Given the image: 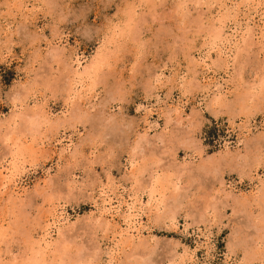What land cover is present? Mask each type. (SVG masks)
Segmentation results:
<instances>
[{
    "label": "rangeland",
    "instance_id": "rangeland-1",
    "mask_svg": "<svg viewBox=\"0 0 264 264\" xmlns=\"http://www.w3.org/2000/svg\"><path fill=\"white\" fill-rule=\"evenodd\" d=\"M181 1L0 0L1 170L23 149L17 193L0 189V264H30L55 207L61 215L44 235L51 245H42L53 264L64 250L66 264H176L181 256H192V264H264V86L241 100L257 92L259 81L264 85V41L252 40L228 69L216 48L209 50L208 71L220 81L207 90L193 80L192 53L207 55L209 26L230 9L243 30L230 44L235 55L253 12L245 0H193L187 8ZM85 5L94 27L86 25ZM259 13L248 27L257 34L264 30ZM98 52L102 70L74 93L77 61ZM214 92L223 105L210 104ZM179 101L182 118L167 111ZM37 110L41 123L29 130ZM154 170L171 185L162 217L147 206L145 184ZM102 189L129 202L145 192L143 246L137 240L123 249L112 238L119 221L95 208Z\"/></svg>",
    "mask_w": 264,
    "mask_h": 264
},
{
    "label": "bare ground",
    "instance_id": "bare-ground-1",
    "mask_svg": "<svg viewBox=\"0 0 264 264\" xmlns=\"http://www.w3.org/2000/svg\"><path fill=\"white\" fill-rule=\"evenodd\" d=\"M190 1H193V0H182L180 3H178L179 4V6H181V7H186V6H188V2H190ZM203 1H205V0H201V2H203ZM218 1H220V0H218ZM226 1V0H225ZM229 1H231V0H229ZM233 1V0H232ZM196 2V1H195ZM194 2V3H195ZM197 2H198V0H197ZM196 2V3H197ZM199 2H200V0H199ZM198 2V3H199ZM217 2V1H216ZM21 4H19V6L21 7V5H22V1L20 2ZM24 3V2H23ZM195 3V4H196ZM206 3V2H205ZM214 3V2H213ZM236 3V2H235ZM25 4V3H24ZM27 4V3H26ZM202 4V3H201ZM208 4V3H207ZM220 4H222V3H220ZM219 4V5H220ZM224 4H225V2H224ZM233 4V3H232ZM28 5V4H27ZM33 5V4H32ZM198 5V4H197ZM200 5V4H199ZM223 5V4H222ZM25 6V5H24ZM23 6V7H24ZM178 6V7H179ZM208 6V5H207ZM228 6V5H227ZM236 6V5H235ZM243 6L244 7H248L247 9L248 10H250V11H252L253 12V16L251 17V15H249L248 17H246L245 19L247 20L246 21V27H247V29H246V31H244L243 33H241L242 35L240 36L241 37V41H235V43L237 44H235V43H232L235 47H234V49L236 50L235 51V55L234 54H232V46H230V44H231V41L233 40V39H236V34H238L239 35V33L238 32H242V31H239V28H237V26H240V22H239V24L238 23H235V22H232V18L233 17H235V16H237L238 14V12H235V10H234V16L232 15V17H230V9H228L227 10V12H229V13H222V14H224V15H222V16H220L219 18H217V19H215L216 21L215 22H213V23H211V25L209 26V30H208V35L207 36H209V38L211 39H209L211 42V45H209V49H208V51H207V55H205L204 57H197V56H195V55H193V53H192V58H191V61H192V72H193V76H195L194 77V79L193 80H196V81H198V84H201L202 83V85H203V87L204 88H207V90H211L212 89V87L213 86H216L217 88H219V81H218V79H217V77L215 78L214 77V75L213 76H211L210 75V73H209V71L208 70H210V69H208L207 68V66H209L208 64H207V58H210L211 57V55H210V53H209V50H211V49H215L216 48V55L218 56V60H220V62H221V64L223 65V66H225L227 69L230 67V62L232 63V61H234L233 59H235V57H236V55H239V53H240V51H243V49H246V47H249L252 43H251V41L252 40H254V39H258V40H260L261 39V42H263L264 41V30H263V26H262V28L261 27H258V30H260L259 32H260V34H257L254 30H251L250 28H248L249 26H250V24H255V17H254V14H258L260 11H262V10H264V0H245V3L243 4ZM224 6H222V8H223ZM232 7V6H231ZM22 8V7H21ZM26 8V7H25ZM29 8V7H28ZM187 8V7H186ZM220 8H221V5H220ZM23 9V8H22ZM31 9V8H30ZM181 9V8H180ZM232 9V8H231ZM246 9V8H245ZM26 10H28V9H26ZM238 11L240 10V8H238L237 9ZM127 11H129V10H127ZM30 12H32V11H30ZM131 12H133V11H131ZM180 12H181V10H180ZM246 13V12H245ZM129 14H131V13H129ZM249 14V13H248ZM260 15H262L263 16V14H264V11L262 12V13H259ZM132 15V14H131ZM183 15V14H182ZM221 15V14H220ZM134 16V15H133ZM239 16V15H238ZM261 16V17H262ZM183 17H184V15H183ZM127 18V17H126ZM131 18V17H130ZM235 18H238V17H235ZM128 19V18H127ZM263 19H264V16H263ZM134 21V20H133ZM235 21L237 22V20L235 19ZM261 22V21H260ZM259 23V22H258ZM257 23V24H258ZM127 23H125L123 26L124 27H126L127 28V25H126ZM234 25V28H235V26H236V28L233 30V33H228V29L230 30V29H233L232 27H231V25ZM260 24V23H259ZM262 24H263V22H262ZM261 24V25H262ZM201 25V24H200ZM256 26V25H255ZM258 26V25H257ZM260 26V25H259ZM129 27H130V25H129ZM128 27V28H129ZM244 27V26H243ZM121 28V27H120ZM134 28L135 27H133V30H134ZM260 28V29H259ZM123 29V28H122ZM205 29V28H204ZM120 30V32H121V29H119ZM132 30V31H133ZM135 30H136V28H135ZM257 30V29H256ZM130 31H131V29H130ZM230 31H232V30H230ZM118 32V31H117ZM135 32V31H134ZM258 32V33H259ZM122 33H124V30H123V32ZM121 33V34H122ZM136 33V32H135ZM120 34V33H119ZM112 37H110V38H113V35H111ZM206 36V35H205ZM239 37V36H238ZM194 39V38H193ZM115 40H117V39H115ZM237 40V39H236ZM52 41V40H51ZM50 41V42H51ZM109 40H107V42H108ZM208 41V40H207ZM257 41V40H256ZM49 42V43H50ZM53 42V41H52ZM116 42V41H115ZM258 42V41H257ZM109 43V42H108ZM264 43V42H263ZM55 44V43H54ZM110 44V43H109ZM113 44V43H112ZM209 44V43H208ZM56 46V45H55ZM264 45H262V47H263ZM54 47V46H53ZM52 47V48H53ZM58 47V46H57ZM56 47V48H57ZM202 47V46H201ZM251 47V46H250ZM261 47V48H262ZM52 48H51V50H52ZM60 48V47H59ZM105 48H106V50L108 49V47H106L105 46ZM264 48V47H263ZM55 49V48H54ZM62 49V48H61ZM249 49V48H248ZM50 50V51H51ZM63 50V49H62ZM65 50V49H64ZM105 50V49H104ZM105 50V51H106ZM56 51H58V50H56ZM55 51V52H56ZM61 51V50H60ZM66 51V50H65ZM101 51V50H100ZM108 51V50H107ZM54 52V53H55ZM192 52V51H191ZM194 52V51H193ZM51 53H52V51H51ZM65 53V52H64ZM63 53V54H64ZM56 55H57V57L59 56V54H61V53H59V52H57V53H55ZM53 55V56H56V55ZM103 53H100V52H98V53H96V55H94V57L90 60V61H88L87 63H85V64H81V62L80 61H77V66L74 68V70H73V74H72V76L70 77V79H71V82H70V84H69V89H73V88H77V85H79V83L81 84V81H82V79H84L85 80V78L86 77H88L89 79L91 78H93V79H96L95 78V76L96 75H99L98 73V71H99V69L102 67L101 66V64H102V62H103V60H104V56L102 55ZM106 54V56H107V53H105ZM62 56V55H61ZM61 56H59L57 59L59 60V58L61 57ZM65 56V55H64ZM107 58V57H106ZM237 58H238V56H237ZM56 59V60H57ZM239 59V58H238ZM106 60V59H105ZM217 60V61H218ZM236 60V59H235ZM238 61V60H237ZM239 62V61H238ZM104 63H106V61H104ZM220 64V65H221ZM105 65V64H104ZM101 66V67H100ZM73 67V66H72ZM234 67V66H233ZM236 69V68H235ZM70 70V69H69ZM68 70V71H69ZM101 70H102V68H101ZM240 71H242V70H240ZM72 72V71H71ZM70 72V73H71ZM163 74V73H162ZM213 74V73H212ZM97 77V76H96ZM186 77V76H185ZM191 79V78H190ZM263 79H264V76H263ZM191 81L192 80H190L189 82H188V84L189 83H191ZM262 81V80H261ZM261 81H259L260 83H256V87H257V92H255V93H253V92H249L250 91V89H251V87H249V93L250 94H252V95H250V94H245V93H243V98L241 99L242 100V103L243 102H246V100L247 99H251L252 98V96L253 95H256L257 93V95H259V92L260 91H263L262 90V86H264L263 85V83L261 82ZM92 82V81H91ZM94 82V81H93ZM95 82L97 83V81L95 80ZM184 82V81H183ZM187 82V81H186ZM263 82H264V80H263ZM85 83V82H84ZM95 83V84H96ZM92 84V83H91ZM243 84V83H242ZM93 87H94V85H93ZM79 88V87H78ZM248 89V88H247ZM247 89H246V91H247ZM67 90H68V88H67ZM76 90V89H75ZM79 90V89H78ZM90 90V89H89ZM252 90V89H251ZM69 91L70 90H68V93H69ZM72 91H74V89L72 90ZM72 91H70V92H72ZM80 91V90H79ZM77 93H78V91H76ZM242 92V91H241ZM73 93V92H72ZM71 93V95H73ZM74 93H75V91H74ZM80 93V92H79ZM78 93V94H79ZM264 93V92H263ZM263 93H262V95H263ZM260 94H261V92H260ZM77 95V94H76ZM75 95V96H76ZM84 95V94H83ZM70 96V95H69ZM77 96H79V95H77ZM241 96V95H240ZM79 97H81L80 99H82V96H79ZM79 97H78V99H79ZM84 97V96H83ZM245 97V98H244ZM226 98V96H224V99ZM239 98H241V97H239ZM84 99V98H83ZM221 100H223V98H221L220 97V94H217V93H215L214 92V95H213V97H212V100H211V105H219L220 104V106L221 105H223L221 102ZM245 100V101H244ZM225 101V100H224ZM185 102V101H184ZM226 102H227V100H226ZM184 106H185V103H183V102H178V103H176V104H174L173 105V107L172 106H169V108H168V112L169 113H171V112H174V113H176L177 115H179V117H183L182 116V114H184L185 113V110H184ZM241 107H243V106H241ZM244 108V107H243ZM36 110V109H35ZM152 110V109H151ZM40 111V110H39ZM33 112V111H32ZM39 113H38V110H37V112H35L34 111V113H33V115L31 116L30 115V117L31 118H29L30 120H28V122H27V128L29 129V130H31V129H33V127H35V128H37L38 127V123L40 122L39 121V119H38V117H35V116H37ZM146 114V113H145ZM152 114V113H151ZM172 114V113H171ZM170 115V114H169ZM20 116V115H19ZM146 116V115H145ZM248 116V115H247ZM36 118V119H35ZM145 118V117H144ZM149 118V117H148ZM38 119V120H37ZM184 119V118H183ZM180 120V119H179ZM35 121V122H34ZM37 121H38V123H37ZM48 121H49V119H48ZM60 121V120H59ZM181 121V120H180ZM62 122V121H61ZM148 122V121H147ZM41 123V122H40ZM56 123H57V120H56ZM248 123V122H247ZM54 124V123H53ZM61 125V124H60ZM58 127V126H57ZM60 127V126H59ZM240 127H241V125H240ZM242 127H244V126H242ZM248 127V126H247ZM246 127V128H247ZM243 129H245V128H243ZM33 132V131H32ZM35 132H36V130H35ZM143 138V137H142ZM18 139V143H17V145H20L21 144V140L19 139V138H17ZM21 147V146H20ZM23 153V149L21 148H19V149H15L14 150V152H13V160H11V162L9 163V166H7V167H4V170L2 171L1 170V168L2 167H0V173H1V177H0V189L1 190H3L5 193L6 192H11L12 194L14 193V194H16L17 193V191H16V189H17V187H18V179H19V176H18V174L19 173H17L18 172V170H19V168H20V164H19V161H18V157H19V155L20 154H22ZM19 164V165H18ZM144 168H143V170L145 169V166H143ZM203 167V166H202ZM200 168H201V166H200ZM205 169V168H204ZM202 170V169H201ZM140 173H142L143 174V171H139ZM151 173V172H150ZM149 173V174H150ZM135 175V174H134ZM163 175H165V174H163ZM162 175V176H163ZM137 176H141V175H139V173H138V175ZM160 177V176H158L157 175V172L154 170L151 174H150V179L148 180V183L147 184H145V189H148V191L146 190L145 191V189H141L142 191H145V192H147V194H148V210H149V208H151V207H153V208H155V211H156V217H162V216H166L167 214H168V209H167V211H165L166 209H164V211H165V213H163V211L161 212V210H162V208H164L167 204H166V202L167 201H165V198H166V196H165V190L168 188L169 189V187L171 186H169L168 184L170 183L169 182V179H168V176H167V178H165V177ZM134 178V177H133ZM171 178V177H170ZM138 179H140V178H138ZM138 179H135L136 181L138 180ZM138 182V181H137ZM140 182V181H139ZM134 184H135V181H134ZM175 184V183H174ZM176 185V184H175ZM262 186H264V181H262ZM137 187H139L138 185H137ZM175 188V187H174ZM177 188V187H176ZM23 189V188H22ZM18 190V189H17ZM25 190V189H24ZM112 190V189H111ZM172 190V189H171ZM175 190H177V189H173V193L174 192H176ZM261 191H264V189L262 188L261 189ZM145 192H141L140 191V193H139V190L137 191V195H136V197L135 198H133V201L132 202H129V201H121L120 200V198L116 195V196H113L114 194H112L113 193V191H111V193L109 192V191H107V190H104V189H102L101 190V192H100V194H99V200L100 201H98V202H96V204H95V208H96V210H98V213H99V216L100 217H110L113 221H115V223H117L116 222V220H118L119 222H118V224H114V226H112L113 228H111V224L109 225L108 223L110 222V221H107L108 219H106V221L107 222H105V224L104 225H109L110 226V228L111 229H114V230H112L111 232H112V238L113 239H116V238H118V241L120 240L121 241V243H122V245H124L123 246V249L124 248H126V246L125 245H127L128 243L127 242H129L130 244H132L133 242H135V241H137L138 240V244L137 245H142L143 246V241H141V236H142V227H141V222H140V217H141V206L143 205V204H145L144 202H143V200H141L142 199V197H143V194L145 193ZM172 192V191H171ZM11 193H8L9 195L11 194ZM167 193V192H166ZM11 194V195H12ZM20 194H22V193H20ZM135 194V193H134ZM16 196H18V194L16 195ZM178 196V195H177ZM121 197V196H120ZM175 197V196H174ZM173 197V198H174ZM11 198H12V196H11ZM170 198V196L168 197V199ZM172 198V199H173ZM260 198H261V200H263L264 201V192H262V196H261V194H260ZM168 199H166V200H168ZM177 199V198H176ZM177 201V200H176ZM154 202V203H153ZM115 203H117V205H115ZM139 205V206H137V204ZM147 203V202H146ZM136 204V205H135ZM154 205V206H153ZM167 207H168V205H167ZM59 209V208H58ZM57 207H55L54 209H53V211L47 216V217H49L50 218V222L49 223H47L46 224V226L43 228V234L45 235V236H49V234H50V229H52V227L56 224V221H57V218H59V215H61V214H57ZM159 211L161 212V213H159ZM58 212H59V210H58ZM97 213V214H98ZM174 213V212H173ZM171 217L172 218H174V215H171ZM98 218V217H97ZM45 219V218H44ZM51 219L53 220V221H51ZM104 219V218H103ZM47 220H49V219H47ZM96 220V219H95ZM99 221V220H98ZM100 221H101V219H100ZM46 223V222H45ZM100 223H103V222H100ZM100 223H97V225L99 224L100 225ZM103 225V224H102ZM116 225V226H115ZM108 226V227H109ZM99 227H102V228H104L103 226H99ZM105 227H107V226H105ZM107 227V228H108ZM263 228V227H262ZM107 231H108V229H107ZM258 231H260V230H258ZM0 232H2L1 230H0ZM2 234V233H1ZM44 235L42 236V237H40L39 238V247L40 248H38L37 250H39L35 255H34V257H33V260L30 262V264H53L50 260H48L47 258H46V250L47 249H42V245H45V247H43V248H48L49 247V245H51L50 244V239L48 240L46 237H44ZM263 235V234H262ZM200 236V235H199ZM143 239V238H142ZM145 240V239H144ZM147 241H145V243H146ZM117 243V242H116ZM264 243V242H263ZM129 244V245H130ZM147 244V243H146ZM145 244V245H146ZM122 245H120V246H122ZM133 245V244H132ZM147 246V245H146ZM131 247V246H130ZM137 247V246H136ZM121 248V247H120ZM127 249V248H126ZM116 250H118V249H116ZM115 250V251H116ZM186 251V250H185ZM189 251H191V250H189ZM193 252V251H192ZM185 253V252H184ZM67 251L66 250H64L62 253H61V256L57 259L58 260V264H66V262H65V260H67L66 259V257H67ZM182 254V253H181ZM189 254V253H188ZM196 254V253H195ZM184 255V254H183ZM185 255H186V253H185ZM190 255V254H189ZM192 255V254H191ZM179 256V255H178ZM189 257V256H188ZM191 258H192V256H191ZM191 258H188V259H186L185 258V256L183 257V256H181V258H180V260L176 263V264H192L193 262H192V260H191ZM179 259V258H178ZM194 259V258H193ZM230 259V258H229ZM249 261H250V259L249 258H247ZM52 260V259H51ZM94 260H97V257L94 259ZM177 260V259H176ZM245 260V259H244ZM175 261V260H174ZM55 262H56V260H55ZM97 262V261H96ZM111 262V261H110ZM240 262V261H239ZM106 263V262H105ZM109 263V262H108ZM136 263V262H135ZM138 263V262H137ZM55 264V263H54ZM91 264V263H90ZM112 264V263H111ZM138 264H142V263H138ZM246 264V263H245Z\"/></svg>",
    "mask_w": 264,
    "mask_h": 264
},
{
    "label": "snow or ice",
    "instance_id": "snow-or-ice-1",
    "mask_svg": "<svg viewBox=\"0 0 264 264\" xmlns=\"http://www.w3.org/2000/svg\"><path fill=\"white\" fill-rule=\"evenodd\" d=\"M105 6H108V4H105ZM94 8H99L100 5L99 4H96L93 6ZM90 10L88 9L87 5H85L84 7V11H83V16L85 18V22H86V25L88 26H95L92 24V17L91 15L89 14ZM99 22V21H98ZM129 23L131 24V21H129Z\"/></svg>",
    "mask_w": 264,
    "mask_h": 264
}]
</instances>
